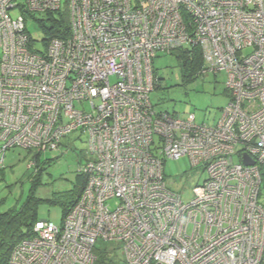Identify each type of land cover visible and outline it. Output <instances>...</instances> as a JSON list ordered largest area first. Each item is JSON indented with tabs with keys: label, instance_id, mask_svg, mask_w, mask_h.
<instances>
[{
	"label": "built area",
	"instance_id": "obj_1",
	"mask_svg": "<svg viewBox=\"0 0 264 264\" xmlns=\"http://www.w3.org/2000/svg\"><path fill=\"white\" fill-rule=\"evenodd\" d=\"M64 4L67 35L38 49L29 20L62 0H0V163L11 148L58 150L74 131L93 156L61 225L36 220L9 264H104L98 240L123 253L105 264H264V0ZM187 46L201 49L200 73L226 76L213 125L150 101L153 60ZM182 156L206 173L188 201L163 174Z\"/></svg>",
	"mask_w": 264,
	"mask_h": 264
},
{
	"label": "rangeland",
	"instance_id": "obj_2",
	"mask_svg": "<svg viewBox=\"0 0 264 264\" xmlns=\"http://www.w3.org/2000/svg\"><path fill=\"white\" fill-rule=\"evenodd\" d=\"M65 0H62L63 9ZM23 2V0H17ZM20 14L16 7L10 16ZM42 19L44 14L36 13ZM31 37L36 40V48L43 49L41 40L47 38L38 26L37 20L30 18ZM1 55V50H0ZM153 69L161 79L160 88L150 93V101L157 111L185 115L193 113L197 123L213 125L221 116V109L228 103L230 93L225 87L223 72L200 73L184 76L181 64L170 54L159 53L153 60ZM157 139V137H156ZM86 135L74 131L62 138L58 150L37 154L36 150L11 148L6 150L0 163V217L9 209L21 206L28 197L36 199L34 217L48 220L60 226L63 207L52 202L59 194H77L85 177L78 169L86 161L93 159L86 151ZM33 162V164H32ZM31 165L29 166V164ZM163 174L167 187L179 193L183 200L192 198L193 188L206 178L201 167H194L187 156L163 160ZM264 204V196L260 200ZM96 251L116 249L119 257L123 253L114 242H96ZM110 257H115L110 253ZM118 257V258H119Z\"/></svg>",
	"mask_w": 264,
	"mask_h": 264
},
{
	"label": "trees",
	"instance_id": "obj_3",
	"mask_svg": "<svg viewBox=\"0 0 264 264\" xmlns=\"http://www.w3.org/2000/svg\"><path fill=\"white\" fill-rule=\"evenodd\" d=\"M33 19L37 20L39 28L43 30L48 38L62 37V35H67V11L65 8L55 12L46 13L42 19L36 18L35 16H33ZM168 54L176 57L178 62L181 64L184 76L190 77L192 75L200 74L203 65V59L201 49L198 46L180 47L169 52ZM152 72L154 77L158 78L160 82L161 79L158 77V75H156L153 67ZM160 86L161 82L156 87V89L160 88ZM37 154H39V152H37ZM260 168L262 175V185L259 198L261 197V194L264 196V166ZM82 175L85 177V179L75 196L72 193H66L64 195L59 194L57 197L52 199V202L58 203L63 207V217L78 201L82 190L86 185V176L84 174ZM36 201L37 200L32 197H28L21 206L9 209L1 215L0 264H9L8 259L14 246L22 239L30 236L32 226L37 220L34 217ZM94 253L97 255L99 263L104 264L108 261V257L111 255L110 253H113L114 256L117 255V251L115 249H111L109 251L98 250L97 253L96 247L94 248Z\"/></svg>",
	"mask_w": 264,
	"mask_h": 264
},
{
	"label": "water",
	"instance_id": "obj_4",
	"mask_svg": "<svg viewBox=\"0 0 264 264\" xmlns=\"http://www.w3.org/2000/svg\"><path fill=\"white\" fill-rule=\"evenodd\" d=\"M242 162L245 165H252V164H254V161L252 159H250L247 155H243Z\"/></svg>",
	"mask_w": 264,
	"mask_h": 264
}]
</instances>
